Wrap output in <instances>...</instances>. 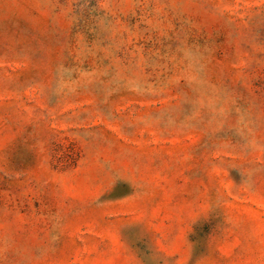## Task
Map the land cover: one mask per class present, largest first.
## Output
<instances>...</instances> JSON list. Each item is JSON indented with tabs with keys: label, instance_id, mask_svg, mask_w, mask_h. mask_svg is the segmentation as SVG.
Returning a JSON list of instances; mask_svg holds the SVG:
<instances>
[{
	"label": "rangeland",
	"instance_id": "rangeland-1",
	"mask_svg": "<svg viewBox=\"0 0 264 264\" xmlns=\"http://www.w3.org/2000/svg\"><path fill=\"white\" fill-rule=\"evenodd\" d=\"M0 264H264V0H0Z\"/></svg>",
	"mask_w": 264,
	"mask_h": 264
}]
</instances>
